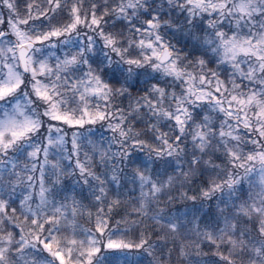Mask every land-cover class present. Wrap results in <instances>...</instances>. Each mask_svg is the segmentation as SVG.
<instances>
[{"label":"snow or ice","instance_id":"1","mask_svg":"<svg viewBox=\"0 0 264 264\" xmlns=\"http://www.w3.org/2000/svg\"><path fill=\"white\" fill-rule=\"evenodd\" d=\"M0 264H264V0H0Z\"/></svg>","mask_w":264,"mask_h":264}]
</instances>
